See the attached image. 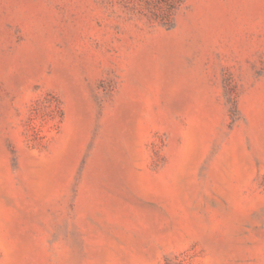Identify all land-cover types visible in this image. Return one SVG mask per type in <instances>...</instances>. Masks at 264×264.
<instances>
[{"label": "rangeland", "instance_id": "374dc122", "mask_svg": "<svg viewBox=\"0 0 264 264\" xmlns=\"http://www.w3.org/2000/svg\"><path fill=\"white\" fill-rule=\"evenodd\" d=\"M0 264H264V0H0Z\"/></svg>", "mask_w": 264, "mask_h": 264}]
</instances>
